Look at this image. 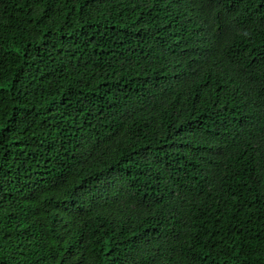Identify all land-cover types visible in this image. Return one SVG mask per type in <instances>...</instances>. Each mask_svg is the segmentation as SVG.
<instances>
[{
  "label": "trees",
  "instance_id": "16d2710c",
  "mask_svg": "<svg viewBox=\"0 0 264 264\" xmlns=\"http://www.w3.org/2000/svg\"><path fill=\"white\" fill-rule=\"evenodd\" d=\"M0 264H264V0H0Z\"/></svg>",
  "mask_w": 264,
  "mask_h": 264
}]
</instances>
